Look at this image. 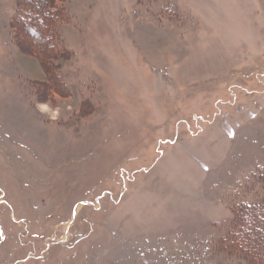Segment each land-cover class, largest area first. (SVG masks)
<instances>
[{"label": "rangeland", "instance_id": "rangeland-1", "mask_svg": "<svg viewBox=\"0 0 264 264\" xmlns=\"http://www.w3.org/2000/svg\"><path fill=\"white\" fill-rule=\"evenodd\" d=\"M17 5L0 0V264H247L223 237L261 193L264 0H53L59 67L18 46Z\"/></svg>", "mask_w": 264, "mask_h": 264}, {"label": "trees", "instance_id": "trees-1", "mask_svg": "<svg viewBox=\"0 0 264 264\" xmlns=\"http://www.w3.org/2000/svg\"><path fill=\"white\" fill-rule=\"evenodd\" d=\"M44 1L18 0L11 31L19 47L28 49L51 66L59 67L56 61L66 51L59 23L66 16V10L57 12L56 6L52 5L53 0ZM26 33L34 37L32 47L23 45V34ZM53 76L54 82L61 79L58 69ZM258 180L261 193L257 201L242 204L233 210V219L223 237L226 250L242 257L247 264H264V172Z\"/></svg>", "mask_w": 264, "mask_h": 264}]
</instances>
